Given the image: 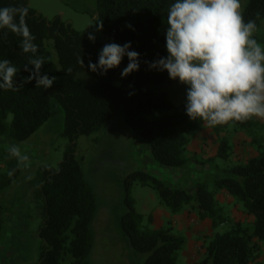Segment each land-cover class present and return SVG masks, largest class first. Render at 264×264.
<instances>
[{
    "label": "trees",
    "instance_id": "1",
    "mask_svg": "<svg viewBox=\"0 0 264 264\" xmlns=\"http://www.w3.org/2000/svg\"><path fill=\"white\" fill-rule=\"evenodd\" d=\"M173 2L96 0V24H103L100 31L112 43L123 46L131 42L129 50L140 54L139 70L122 78L121 71L129 63L127 56L106 75L89 69V61L98 63L105 45L97 37L94 43L89 41L90 31L75 28L60 14L44 16L30 5V0H0V7H28L27 25L36 38L37 55L45 58L41 75L58 78L48 89L37 88L35 80L19 91L0 89V138L6 136L16 142L29 139L50 118V101L56 98L64 110L63 134L69 139L59 163L42 164L33 184L41 221L37 228L39 253L32 264H89L86 259L94 245L91 223L97 211V199L77 158L80 135L94 133L122 112L128 125L147 143L151 157L158 164L179 169L195 159L187 155L192 139L189 132L201 130L204 124L189 119L186 102H174L150 87L152 83L173 80L166 71L149 70L145 63L168 54L165 32L168 8ZM243 16L245 21L254 20L258 28L264 19V0H248ZM0 31L7 33L0 40V60L8 59L17 67L19 84L22 77L29 75L23 67L31 54L20 49L21 37L7 29ZM50 40L58 62L53 58ZM32 67L29 65V69ZM69 68L70 73L66 71ZM262 127L264 120L257 118L214 127L218 141L216 154L206 161L200 160L207 163L217 157L225 160L230 157L233 141L225 132L243 131L253 135L259 151L245 162L227 166L225 175L214 179L215 188L242 202L245 211L253 216L252 225L232 218L206 179L198 181L191 192L145 170L138 169L128 175L121 225L132 248L143 254L141 264H180L179 253L187 237L173 225L154 228L144 224L145 216L136 209V199L130 193L134 180L157 189L161 203L172 213L191 207L200 219L211 222L213 231L205 237L202 256L195 264H250L256 259L264 243V137L257 135ZM7 149L0 146V192L17 181L23 170ZM13 169L10 178L8 172ZM148 219H153L152 213ZM220 225L225 228L216 230ZM5 231L6 208L0 198V236Z\"/></svg>",
    "mask_w": 264,
    "mask_h": 264
},
{
    "label": "rangeland",
    "instance_id": "2",
    "mask_svg": "<svg viewBox=\"0 0 264 264\" xmlns=\"http://www.w3.org/2000/svg\"><path fill=\"white\" fill-rule=\"evenodd\" d=\"M248 0H241L243 9ZM30 5L49 18L60 14L75 28L88 30L104 44L112 43L109 37L97 31L96 0H30ZM255 38L264 46V19L261 21ZM53 58L58 62L57 52L50 40ZM157 92L165 93L174 102H186V86L178 81H165L150 84ZM50 118L23 142L9 137L0 138V146L19 145L22 152L29 155V161L22 164L23 170L17 181L4 191L0 198L6 208V231L0 236V264H32L39 253L38 224L41 221L39 203L34 197L33 184L42 164L56 166L66 150L69 139L63 134L64 110L56 98L51 101ZM11 120V115L9 116ZM232 139L233 152L225 160L217 157L213 161L201 163L215 156L218 141L213 128L205 126L196 132L190 131L192 139L187 152L194 157L187 166L175 169L158 164L150 155L147 143L127 123L122 112L104 124L99 130L77 138V158L84 174L92 186L97 211L91 223L94 245L86 261L89 264H141L143 254L135 251L122 229L121 216L126 210L124 201L128 175L135 170H145L174 186H184L195 190L201 180L209 182L215 190L218 201L232 218L252 225L253 216L248 214L241 201L227 191L215 188L214 179L225 175L224 169L235 163L245 162L256 154L253 135L243 131L225 132ZM259 138L264 137V127L259 128ZM264 145V144H263ZM1 164V163H0ZM130 193L136 199V209L145 216L144 224L150 227H167L186 235V244L180 251V264H195L203 252L205 237L213 231L209 220L198 217L194 208L186 207L179 213H172L161 203L157 189L142 185L137 180L130 184ZM153 219L149 220V214ZM220 225L216 230H223ZM250 264H264V243Z\"/></svg>",
    "mask_w": 264,
    "mask_h": 264
},
{
    "label": "clouds",
    "instance_id": "3",
    "mask_svg": "<svg viewBox=\"0 0 264 264\" xmlns=\"http://www.w3.org/2000/svg\"><path fill=\"white\" fill-rule=\"evenodd\" d=\"M28 11L23 5L0 7V30L21 37L20 49L31 54L23 67L29 75L19 84L17 67L8 59L0 60V89L19 91L32 80L37 88L48 89L58 79L41 75L45 58L37 55L36 38L26 21ZM102 28L100 22L97 31ZM257 31L254 20L245 21L241 0H174L167 12L168 54L145 63L149 70L166 71L169 79L186 86L185 113L206 128L253 118L264 120V46L255 38ZM6 36L0 31V40ZM88 39L94 43L96 37L89 33ZM130 48L131 42L123 46L107 43L98 63L89 61L88 67L106 75L127 56L129 63L121 71V77H127L140 67V54ZM29 65L33 67L29 69ZM66 71L70 73L71 68ZM7 150L18 166L29 161L19 145H9ZM14 172L9 171L8 176L11 178Z\"/></svg>",
    "mask_w": 264,
    "mask_h": 264
}]
</instances>
